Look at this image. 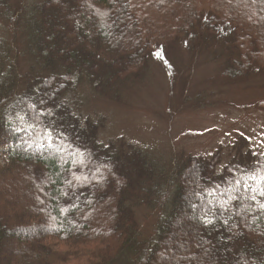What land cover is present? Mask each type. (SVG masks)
I'll use <instances>...</instances> for the list:
<instances>
[{"label":"trees","instance_id":"trees-1","mask_svg":"<svg viewBox=\"0 0 264 264\" xmlns=\"http://www.w3.org/2000/svg\"><path fill=\"white\" fill-rule=\"evenodd\" d=\"M0 18V264H264V152L157 157L80 111L180 43L216 44L226 83L263 72L264 0H0Z\"/></svg>","mask_w":264,"mask_h":264},{"label":"rangeland","instance_id":"rangeland-1","mask_svg":"<svg viewBox=\"0 0 264 264\" xmlns=\"http://www.w3.org/2000/svg\"><path fill=\"white\" fill-rule=\"evenodd\" d=\"M9 37L8 23L0 18V39ZM216 48L196 53L180 43L170 56L154 51L142 78L129 81L118 97L81 89L83 118H103L101 141L121 138L157 157H168L174 147L206 155L220 151L223 163L239 150L264 152V108L257 106L264 101V70L255 67L259 74L226 83Z\"/></svg>","mask_w":264,"mask_h":264}]
</instances>
